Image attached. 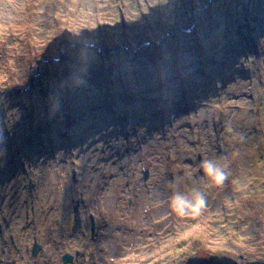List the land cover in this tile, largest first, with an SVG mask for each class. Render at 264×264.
Listing matches in <instances>:
<instances>
[{"label": "rangeland", "instance_id": "1", "mask_svg": "<svg viewBox=\"0 0 264 264\" xmlns=\"http://www.w3.org/2000/svg\"><path fill=\"white\" fill-rule=\"evenodd\" d=\"M128 140L142 149L122 162L152 163L131 172L142 190L133 195L124 177L108 207L99 205L105 186L89 180L95 193L85 194L86 172L74 173L72 162L93 171L90 154L105 146L114 159ZM0 156V215L15 216L0 221L47 214L59 257L44 251L33 225L22 227V248L11 236L0 244V264L19 249L24 264H63L76 246L84 254L73 264H264V0H0ZM199 157L226 166L222 187L200 174ZM109 166L102 162L101 176ZM64 167L74 204L56 210L30 184L57 188L50 175ZM153 180L163 190L155 193ZM194 189L206 207L179 215L168 197ZM77 200L87 238L73 230ZM15 223L0 230L13 235ZM62 226L70 248L57 237Z\"/></svg>", "mask_w": 264, "mask_h": 264}, {"label": "bare ground", "instance_id": "2", "mask_svg": "<svg viewBox=\"0 0 264 264\" xmlns=\"http://www.w3.org/2000/svg\"><path fill=\"white\" fill-rule=\"evenodd\" d=\"M76 113H77V111H76ZM149 137H150V139L152 141H154L153 137L151 135ZM169 140H171V136L169 137ZM103 148H104V151H105L104 154H99L97 156H92L91 154L89 155V158L95 159V161H94L95 163L93 165V167H95V170H93V171L89 170L88 171L87 169H84L83 165L85 164V160H83L82 164L79 162L80 164L77 163V165L73 166V167L75 168L74 169L75 171H76V169H78V171H85L86 172V173L83 172V173L86 174V176L84 175V179L82 180V182L80 180H78V181L81 182V187H82L81 190H83V192L85 194L88 193V190H90V194H94L95 193V189H93L95 186L90 188L86 184V182H89V180H93L94 182H96V184L97 183L98 184H103L105 186V188L102 189L103 191L106 192L105 196H103V198H100V200H102V201H99V199H98V202H99V205H104V206L108 207V205H109V203L111 201V193L113 191L119 193L121 188H122V186H124V184H123V178L124 177H126V179H127V177L129 176L128 180L131 179L130 182L126 186H128V189L131 188L130 190H131V193L133 195L135 194V191L138 192V191L142 190V187H138L136 189V183L138 181V177L136 175H138V174L137 173L133 174L131 172L132 171L140 172L139 170L143 169L144 167L151 168L152 163H151V160L149 158H147V157H146V162H143V160L137 158L136 165H135L134 168L130 167L131 166L130 162H126V163L122 162V159H123V157L125 156L126 153L130 154L131 152H134L135 150H140V148L142 149V145L140 143H136L135 141L128 140L127 142H121L119 151L116 153V156H115L114 159L112 158V155H110V152H107L108 147L103 146ZM173 148H174V145L169 143L168 149L171 150ZM91 151H93V149ZM96 151H99V149L96 148ZM100 152H103V151H100ZM72 156H74V155H72ZM141 156L144 157L143 151H141ZM0 160H3L2 157H1ZM88 160L89 159L87 158V161ZM102 162H108L110 164V166L107 169L108 172L104 173L103 176L100 175V173L102 172ZM3 166H4V164L0 163V168H3ZM156 169H157L156 170V176L158 177L160 175V171L162 169H159V167H156ZM69 170H70L69 168L64 167L63 174H59V172L58 173H55V172L51 173L50 176H53V179L57 178V180L62 181V183H60V185L57 188H53L50 181H49L50 183L48 182L50 184L49 185L48 183L46 184L45 182L40 181L39 179H37V181H34V184L33 183L30 184V186L33 185L32 191L29 190L30 194L35 195V193H38L39 196L41 195L40 197L44 198L46 196V192H47V194L51 198H54L53 201L55 202L54 203L50 198H47V205L48 206H52V208H55L56 210H58L60 208H67L69 205L71 207L72 204H74V203H72V199H71V201L69 200V198H70V194H69L70 191L69 190H71V185H70L71 182L69 181ZM113 171L116 173L115 175L118 178H117V180L113 181V187L111 188L109 181H110L111 175L113 174ZM47 174L49 175L50 172L47 171ZM58 174L59 175H63V176L60 177ZM57 175H58V177H57ZM75 178H76V174H74V181L77 179V178L76 179ZM16 182L18 183V180ZM16 182L15 181L13 182V188L16 190V194L15 195L16 196H25L26 195L25 191L22 190L20 188V186H18V184ZM19 183H20V181H19ZM151 183L153 184L152 187H153V190H154L155 193L159 192L160 189L163 188L162 186H160L159 184L154 182V180L151 181ZM72 187H73L74 193L76 194L77 193V188H80V186H77V184H74ZM141 193H142V191H141ZM79 196H80V194H79ZM157 196H159L158 198H161L160 194H158ZM141 198H142V196H141ZM145 198H146V196L143 195V199H145ZM170 199H171V197H168V201L167 202H170L169 201ZM0 200H2V199H0ZM73 201H76V200H73ZM78 202H79V200H77V203ZM88 202L89 201L87 199V201L85 203L88 204ZM98 202H96V204ZM145 203H147V202L145 201ZM1 204H2V202H1ZM53 205H55L56 207L53 206ZM77 207H78L79 211L81 210V214H84L87 211L86 210L87 208L84 207V206H80L79 203L77 204ZM99 208H100V206H99ZM48 216H49L48 218H50V219H54L56 217V216H50V215H48ZM87 216H88V214H87ZM36 217L37 218H31V219H27V220L26 219H18L17 221H15V220H3L1 222L4 223V225H7L6 223H9V222H12V223L16 222L15 223V228L16 229L13 231V233H12L13 235L9 234V236H12V237L15 238V240H17L19 248H22L20 242L24 243V241H25V237H24V234H23V231H22V227L28 228V227L31 226V228H32L33 225L38 227L37 228V233H38L37 238L45 246L44 251L46 253L52 255V256H55V258L59 259V257L56 255V249L53 248V246H51V247L49 246V241H51V236H50L51 235V230L53 229L52 223L48 222L47 214H45V213H42L41 216H36ZM110 218L113 220L114 219V215L113 214L110 215L109 219ZM104 219H106V217ZM104 219L101 221L102 223H99V225H103V222H105ZM84 220H85V224L89 225V222H88L89 221V216H88V218H84ZM93 223L94 224L96 223V226L98 225L97 222H95V219L94 220L92 219L91 226H92ZM118 224H121L119 220H118ZM82 227L86 230V226H84V224H83ZM62 228L64 230L61 231V232H57V237L59 239H61L62 245L66 244V246H68L70 248V244L71 243L68 245L67 242H65V240L67 241V237H68L67 228H65V226L64 227L62 226ZM78 231H79L78 233L81 236H83L81 230L79 229V227H78ZM74 232H76V231H74ZM62 233H63V235H61ZM92 236H93V234H92ZM86 237H88V233H87ZM86 237H84V238H86ZM71 238H76V236H72L71 235ZM102 244H103L102 242L99 243V245H98L99 248H103ZM94 246L96 247V244H94ZM75 250H76V252H74V253L73 252L71 253V251L66 253V255L72 256V257H70L72 264H73L74 260H76V262H78V256H80V255L82 256L84 254L83 252L79 251L77 246H76ZM22 251H23V249H19L18 256H17V254L12 253L9 256L11 258H6L9 261L8 263L14 264L15 261H16L17 264H24L25 260L23 259L22 255H21ZM2 254L3 253H1V255ZM2 257H4V256H2ZM135 260H137V256L134 253L132 255V257H131V261L135 262ZM116 263L117 264H121V261H120V263H118V262H116Z\"/></svg>", "mask_w": 264, "mask_h": 264}, {"label": "clouds", "instance_id": "3", "mask_svg": "<svg viewBox=\"0 0 264 264\" xmlns=\"http://www.w3.org/2000/svg\"><path fill=\"white\" fill-rule=\"evenodd\" d=\"M204 176L211 182V185L222 187L228 179V172L225 165H221L216 159H205L200 163ZM171 207L179 215L191 213L199 216L206 207V199L198 190H193L190 195L175 193L171 197Z\"/></svg>", "mask_w": 264, "mask_h": 264}, {"label": "water", "instance_id": "4", "mask_svg": "<svg viewBox=\"0 0 264 264\" xmlns=\"http://www.w3.org/2000/svg\"><path fill=\"white\" fill-rule=\"evenodd\" d=\"M63 44L64 45H68L69 43L68 42H62L60 44L61 58H62L63 61H66L68 56L66 55V52H62V48L61 47H62ZM72 45L74 47H76L78 49V51L84 47L83 45L77 44V43H73ZM91 47H93V46H91ZM106 53H110V50H107ZM55 61H58V60L56 59ZM198 162L201 163V158L200 157L198 159ZM200 174L202 176H204V172H203L202 168H200ZM74 211H75V214L77 215L78 214V207H75ZM75 221L76 222H75V225H74V228H73L74 231H76L78 229V227L80 226V220L78 219L77 216H75ZM93 229H94V227H93ZM40 250H41V246L36 243L35 246H34V249L32 251V254L36 256L39 253ZM70 257L71 256H69V255H65L63 257L64 264L72 263Z\"/></svg>", "mask_w": 264, "mask_h": 264}, {"label": "flooded vegetation", "instance_id": "5", "mask_svg": "<svg viewBox=\"0 0 264 264\" xmlns=\"http://www.w3.org/2000/svg\"><path fill=\"white\" fill-rule=\"evenodd\" d=\"M79 216H80V218L81 219H83L82 217V214H81V212L79 213ZM82 216V217H81ZM12 218V217H15V216H13V211H11L10 212V214H6V212H5V214H3V215H0V219H3V218ZM92 216H91V221H92ZM1 221H3V220H1ZM0 221V229H8L10 226H11V224H9V223H6L7 225H4V223H2ZM83 224H84V226H85V220L84 221H82V223H81V225L83 226ZM95 225H96V223L94 224H92V228L93 227H95ZM96 228H97V226H96ZM82 229H83V231L87 234V232H86V230L82 227ZM91 231L93 232L94 230L93 229H91ZM2 233H4L5 235H6V231L5 230H0V244H5V245H7L9 242L11 243V244H15L16 243V240L14 239V237H9V239H10V241L8 242V236L9 235H6L5 237L2 235ZM85 237H86V235H85ZM87 238V237H86ZM34 257H36V256H34Z\"/></svg>", "mask_w": 264, "mask_h": 264}]
</instances>
